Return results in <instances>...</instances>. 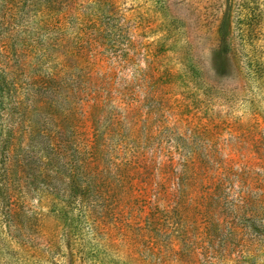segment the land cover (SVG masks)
I'll return each mask as SVG.
<instances>
[{
	"label": "rangeland",
	"instance_id": "obj_1",
	"mask_svg": "<svg viewBox=\"0 0 264 264\" xmlns=\"http://www.w3.org/2000/svg\"><path fill=\"white\" fill-rule=\"evenodd\" d=\"M25 1L0 0L1 70H18L9 37L20 33L30 38L39 31L33 13L25 16L17 10L13 16L9 10ZM74 1L73 9L62 12L65 46L83 44L88 74L110 86L109 94L101 97L105 107L99 125L115 115H133L131 104L143 113L158 109L171 122L193 118L220 126L214 141L204 145L234 171L248 167L264 183V86L247 81L244 64L264 62V0H164L163 14L153 0H107L97 6V0ZM103 8L114 16L102 17V23L109 21L114 28L100 32L90 24V15ZM47 32L61 35L52 27ZM227 40L231 62L224 67ZM34 44L35 38L30 39L23 63L34 69L29 74L41 75L52 62L44 60ZM86 102L85 119L90 120L94 103L88 98ZM3 113L0 110V264H246L250 257L264 264V217L263 223L235 235L230 224L216 226L212 215L220 211L230 219L235 202L247 197L261 217L264 199L259 193H164V188L180 189L185 182L199 192L209 179L222 175L223 168L215 167L203 183V171L201 176L197 168L187 169L186 157H177L172 165L166 157L150 154L131 177L140 189L153 193H67L77 199L91 195L95 207L92 221L82 219L74 226L78 228L72 242L82 247L81 256L64 254L61 232L49 214L54 193H41L46 184L37 180V167L24 166L15 154L8 158L7 132L25 128L18 115L7 122ZM47 128L53 130V125ZM98 165L100 171L106 168L94 156L91 167ZM109 171L114 174L115 167L110 165ZM64 204L69 206L66 200Z\"/></svg>",
	"mask_w": 264,
	"mask_h": 264
},
{
	"label": "trees",
	"instance_id": "obj_2",
	"mask_svg": "<svg viewBox=\"0 0 264 264\" xmlns=\"http://www.w3.org/2000/svg\"><path fill=\"white\" fill-rule=\"evenodd\" d=\"M105 1L97 0L94 5ZM153 2L163 14L166 8L164 0ZM74 4V0H26L16 7L11 5L9 10L13 16L17 10V13L25 16L33 13L39 19V31L30 33V38H23L20 33L11 35L9 40L18 70L14 72L8 67L0 69V110L4 111L3 116L8 118L7 122L9 118L18 115L19 124L25 128L23 132H7L5 143L9 148L8 158L15 154L17 161L24 166L37 167V180L46 184V187L40 189L41 193H54L49 214L61 232L60 250L72 257L81 256L82 247L72 242L73 230L78 228L74 226L81 225L82 219L92 221L95 207L92 206L91 195L77 199L78 196L70 197L67 193H153L154 190L150 188L140 189L131 177L132 170L140 165L147 154L154 159L166 157L172 165L177 157H186L187 169L197 168L201 176L203 171V183L208 180L207 175L216 172L215 167L217 171L223 168V174L209 179L199 192H193V187L185 182L179 186L180 189L173 186L164 188V193L257 192L264 199V183L254 177L257 173L247 170L248 167L240 172L234 171V167L226 160L217 157L210 145H204L214 141L220 126L210 127L193 118L171 122L162 117L158 109L143 113L136 111L131 104L128 110L134 111L133 115H115L106 124L99 125L100 114L105 107L101 97L104 92L109 94L107 87L110 86L97 83L88 74L89 60L83 44L72 48L65 46L63 32L66 25L62 12L73 9ZM104 16L105 20L112 19L114 13L109 11L106 15V8H103L90 15V24L98 26L100 32L108 27L114 28L109 21L102 23ZM251 16L250 13L246 18ZM51 27L56 28L61 35L55 32L58 34L55 37L45 33V29ZM32 38H35V44L30 46L38 47L44 53L43 59L52 62L51 67H47L41 75L29 74L34 69L29 71L23 63L28 58L27 44ZM40 39H44V42L36 43ZM229 50L231 43L227 40L223 54L228 57L224 60V67L231 62ZM244 64L247 81L262 88L264 62L252 59ZM235 67L243 69L237 65ZM87 98L94 103L90 120L85 119L83 108ZM66 104L67 107H63ZM183 107L186 108L185 105ZM141 109L145 110L144 106ZM49 124L53 125V130L47 128ZM202 148L207 153L204 154ZM94 156L97 161L103 160L106 168L100 171L99 165L91 167ZM110 165L115 167L114 174L109 171ZM46 182L50 183L47 185ZM182 187L186 189L183 191ZM65 200L69 206L64 204ZM255 206L257 204L243 197L233 205L230 219L222 217L220 211L213 210V222L219 227L230 224L232 233L237 235L244 229H252L258 221L263 223L264 214L260 217L254 211ZM75 212L80 215H74ZM95 227H98L97 224ZM124 229L123 233L128 236L129 233ZM245 263L259 264L254 257Z\"/></svg>",
	"mask_w": 264,
	"mask_h": 264
}]
</instances>
